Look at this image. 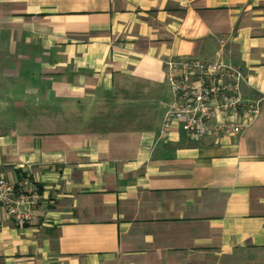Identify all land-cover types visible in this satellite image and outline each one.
I'll return each mask as SVG.
<instances>
[{"label": "crops", "instance_id": "crops-1", "mask_svg": "<svg viewBox=\"0 0 264 264\" xmlns=\"http://www.w3.org/2000/svg\"><path fill=\"white\" fill-rule=\"evenodd\" d=\"M188 58L240 66L260 116L162 138ZM28 175L0 264H264V0H0V178Z\"/></svg>", "mask_w": 264, "mask_h": 264}, {"label": "built area", "instance_id": "built-area-1", "mask_svg": "<svg viewBox=\"0 0 264 264\" xmlns=\"http://www.w3.org/2000/svg\"><path fill=\"white\" fill-rule=\"evenodd\" d=\"M167 64L174 103L165 115L162 138L175 128L199 141L209 135L236 137L260 116V105L247 102L242 96L241 88L247 78L240 66L196 58ZM43 198L39 183L31 175L16 181L0 178V207L18 226L38 220L35 211Z\"/></svg>", "mask_w": 264, "mask_h": 264}]
</instances>
